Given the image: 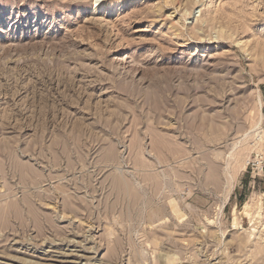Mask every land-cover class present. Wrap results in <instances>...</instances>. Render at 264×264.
Listing matches in <instances>:
<instances>
[{
	"label": "rangeland",
	"instance_id": "374dc122",
	"mask_svg": "<svg viewBox=\"0 0 264 264\" xmlns=\"http://www.w3.org/2000/svg\"><path fill=\"white\" fill-rule=\"evenodd\" d=\"M263 117L264 0H0V264H264Z\"/></svg>",
	"mask_w": 264,
	"mask_h": 264
},
{
	"label": "built area",
	"instance_id": "2783aa9c",
	"mask_svg": "<svg viewBox=\"0 0 264 264\" xmlns=\"http://www.w3.org/2000/svg\"><path fill=\"white\" fill-rule=\"evenodd\" d=\"M255 140L259 150L254 153V157L247 164V168L251 175L264 177V117L261 127L255 133Z\"/></svg>",
	"mask_w": 264,
	"mask_h": 264
},
{
	"label": "bare ground",
	"instance_id": "6f19581e",
	"mask_svg": "<svg viewBox=\"0 0 264 264\" xmlns=\"http://www.w3.org/2000/svg\"><path fill=\"white\" fill-rule=\"evenodd\" d=\"M258 98V97H257ZM258 104V103H257ZM259 107V106H258ZM259 116H260V114H259ZM261 118V117H260ZM259 123V122H258ZM258 125V124H257ZM255 127H256V125H255ZM257 128V127H256ZM254 130V129H253ZM255 131V130H254ZM251 130H250V132L248 131L247 133L245 132V134H241L242 136L239 138V139H237L238 141H235V143L233 144V148L234 149H236V148H240V146H242V144H243V146L244 145H246V144H248V141L250 140L251 141V139H250V137H251ZM255 133V132H254ZM253 138V137H252ZM255 138V137H254ZM252 142V141H251ZM254 142V141H253ZM256 143V142H255ZM251 147H252V145H251ZM232 148V149H233ZM241 149V148H240ZM243 149V148H242ZM226 156V155H225ZM229 177H230V175H229Z\"/></svg>",
	"mask_w": 264,
	"mask_h": 264
}]
</instances>
